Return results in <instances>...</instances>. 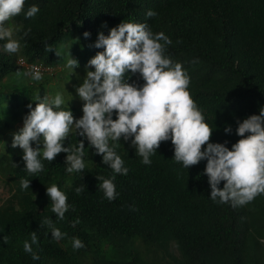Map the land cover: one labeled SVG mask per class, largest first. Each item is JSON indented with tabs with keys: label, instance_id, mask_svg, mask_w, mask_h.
<instances>
[{
	"label": "trees",
	"instance_id": "1",
	"mask_svg": "<svg viewBox=\"0 0 264 264\" xmlns=\"http://www.w3.org/2000/svg\"><path fill=\"white\" fill-rule=\"evenodd\" d=\"M33 5L40 11L25 19ZM149 10L157 15L146 18ZM123 22L146 23L153 34L163 32L172 41L165 55L180 63L190 78L188 91L213 131L211 143L231 150L243 138L236 134L237 121L259 115L264 108V0H25L24 12L6 22L16 30L17 39L31 28L20 40V52L5 53L6 41H0V187L9 194L0 206V264H264V194L237 208L213 202L204 175L207 161L183 167L174 160L171 140L162 142L150 156L151 165L142 163L131 140H109V147H115L129 169L125 176L105 165L73 128L64 146L83 140L82 172L66 171L63 152L52 162L41 155L44 170L38 174L25 170L23 150L12 143L30 113L28 105L34 109L38 97L53 99L59 93L64 103L56 110L71 111L74 119L81 117L84 104L75 107L68 98L87 72L95 71L88 64L104 51L93 47L98 34L108 36ZM85 32L90 38L84 37ZM71 58L79 67H66ZM19 59L52 71L42 73L40 81L17 76L27 71L18 65ZM71 71L76 81L67 97L58 91L64 88L58 81L54 84V77ZM125 79L139 87L146 83L139 73L128 72ZM50 86L56 91H49ZM229 126L232 132L226 134ZM113 175L118 196L109 202L96 177ZM21 179L31 181L30 188L22 189ZM224 183L219 185L221 190ZM53 184L66 194L70 205L62 221L56 220L47 195V187ZM77 187L84 188L79 195ZM46 218L67 233L63 240L56 242L48 227H41ZM77 219L80 222L72 227ZM32 232L37 233L39 244L32 247L39 260L24 251ZM73 238L85 247L73 250Z\"/></svg>",
	"mask_w": 264,
	"mask_h": 264
},
{
	"label": "clouds",
	"instance_id": "2",
	"mask_svg": "<svg viewBox=\"0 0 264 264\" xmlns=\"http://www.w3.org/2000/svg\"><path fill=\"white\" fill-rule=\"evenodd\" d=\"M25 0H0V41H6L2 46L5 53L17 54L21 49L20 40L31 32L29 27L19 39L16 30L6 22L18 17L24 12ZM40 11L33 5L25 13V19H31ZM156 12L149 10L146 18H153ZM106 27V25H104ZM85 32L84 37L90 38ZM163 41V43H161ZM172 41L163 33L153 34L146 23H121L110 30L105 36L98 34L93 47L104 49L89 61L88 71L81 86L76 89L79 98L85 102L82 108L83 116L75 120L71 111L60 109L64 103L61 94L53 99L46 95L38 97L36 107L24 118V126L13 134V148L23 150V161L28 174H38L44 170L43 160L52 162L60 153H67L66 171L68 173L82 172L85 169L83 140L78 145L64 146L70 131L74 128L76 134L90 142L96 150V155L103 158L115 174L127 175L129 169L124 167V161L117 154L115 147H109V140L118 142L131 140L137 154L142 157L144 165H151L150 156L160 147L162 142L171 140L174 145V160L190 168L206 160L204 175L209 178L211 200L219 204L231 203L233 208L246 206L254 199L264 194V108L259 115H252L243 122L237 121L236 134L240 139L229 150L225 144L211 143L213 131L205 123L201 111L188 91L190 78L180 63L165 55ZM51 51L50 48L45 49ZM60 56L59 52H56ZM18 65L24 67L20 64ZM41 66V65H39ZM66 67H79L76 59H69ZM26 68V67H24ZM16 75L31 76L32 80L40 81L42 73L51 72L44 68L41 72L36 65L31 70ZM139 73L146 82L142 87L130 84L125 74ZM113 113L117 118L113 119ZM231 127L225 128L226 134H231ZM250 135H245L249 134ZM43 137V150L40 148ZM134 137V139H133ZM37 145L36 148L32 144ZM207 145L206 150H202ZM101 183L99 189L104 197L113 202L118 193L114 180L96 177ZM224 183L223 190L219 185ZM31 181L20 180V186L26 190ZM83 187H77L79 195ZM47 195L51 199V211L58 221L65 219L69 211L68 197L56 184L47 187ZM80 221L72 222L75 227ZM47 226L53 240H63L67 233L55 227L51 218L42 221L41 227ZM8 237H4L7 243ZM264 243V240H261ZM38 245L36 232L31 233V243L24 242V251L31 254L33 260L40 257L33 251L32 245ZM73 250L85 247L79 238L72 239Z\"/></svg>",
	"mask_w": 264,
	"mask_h": 264
},
{
	"label": "rangeland",
	"instance_id": "3",
	"mask_svg": "<svg viewBox=\"0 0 264 264\" xmlns=\"http://www.w3.org/2000/svg\"><path fill=\"white\" fill-rule=\"evenodd\" d=\"M59 70H60V68H57V70H55V71H59ZM19 71H21V69H19ZM74 74L75 73H73L72 71L67 73V74L57 73L54 77L55 78L54 84H56V81H58V84L64 88V91L62 88H59L58 91L65 94L67 97L69 96L70 89L73 88L75 81H76L75 80L76 75H74ZM27 77L29 78L30 76H27ZM16 83L19 84L20 82H16ZM82 83H83V81H82ZM77 88H78L77 86L74 87L73 92L71 94H73L74 92H75V94L72 96L70 95V97L68 99L70 100L71 105H73L75 103V107H77V106L80 107V105H83L85 102H83L80 98L76 99L77 97H79L77 92H76ZM50 90L56 91L55 87H53V86L49 87V91ZM49 97L51 98V95H49ZM66 101H67V98H66ZM80 115H81V117H76L75 120H79L80 118H82L83 112ZM12 134H13L12 132L9 134H6L4 137L5 140H8L9 136H11ZM42 150H43V148H42ZM8 195L9 194H8L7 189L0 187V206L3 203V201L8 197Z\"/></svg>",
	"mask_w": 264,
	"mask_h": 264
},
{
	"label": "built area",
	"instance_id": "4",
	"mask_svg": "<svg viewBox=\"0 0 264 264\" xmlns=\"http://www.w3.org/2000/svg\"><path fill=\"white\" fill-rule=\"evenodd\" d=\"M20 64L22 66L26 67L29 71L31 70L32 65H27L25 61L21 60ZM37 67L40 69L41 72L44 70V68L42 66H37Z\"/></svg>",
	"mask_w": 264,
	"mask_h": 264
}]
</instances>
